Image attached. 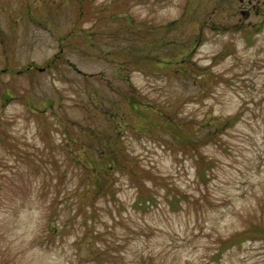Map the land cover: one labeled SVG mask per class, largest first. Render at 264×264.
<instances>
[{"label":"rangeland","instance_id":"rangeland-1","mask_svg":"<svg viewBox=\"0 0 264 264\" xmlns=\"http://www.w3.org/2000/svg\"><path fill=\"white\" fill-rule=\"evenodd\" d=\"M78 4L0 0V264H264V0Z\"/></svg>","mask_w":264,"mask_h":264},{"label":"trees","instance_id":"trees-1","mask_svg":"<svg viewBox=\"0 0 264 264\" xmlns=\"http://www.w3.org/2000/svg\"><path fill=\"white\" fill-rule=\"evenodd\" d=\"M77 1L79 3L78 4V9H79V11L81 13L82 12V10H81L82 9V4H83L84 0H77ZM56 59H57V56L53 59V61L56 60ZM121 95L127 96L126 99H127L129 104L133 108H137L138 107L136 104L143 105L142 101L137 99L135 93L134 94H129V93L125 92L124 94H121ZM108 156L113 158V161H114L115 164H116V161H118V159H119L115 152H112L111 154L109 153ZM121 169L124 170V171H129V172L131 171L130 173H132L134 171V167H132V164H130L128 162H125V161H124ZM130 169H132V170H130ZM201 171H202L201 169H198V174H200ZM92 174H93V176L96 175L95 172H92ZM102 186H103V183L100 184V182H99V184H98L99 189H102ZM96 193L100 194V195H104V196H106V195H111L112 196L114 194V192H112V190L109 189V186H107L105 190H98V191L95 190L94 194H96ZM138 199H139V201L136 202V205L140 206L142 208L150 207V205H152L156 201L155 198L152 195H147V194L146 195H142L140 197L138 196ZM53 229L56 230L55 227H53ZM51 232H52L53 235H57V232H53L52 230H51Z\"/></svg>","mask_w":264,"mask_h":264},{"label":"flooded vegetation","instance_id":"flooded-vegetation-1","mask_svg":"<svg viewBox=\"0 0 264 264\" xmlns=\"http://www.w3.org/2000/svg\"><path fill=\"white\" fill-rule=\"evenodd\" d=\"M240 3H242V0H240ZM239 13H240V15H244L245 11H244L243 9H241V10L239 11Z\"/></svg>","mask_w":264,"mask_h":264}]
</instances>
